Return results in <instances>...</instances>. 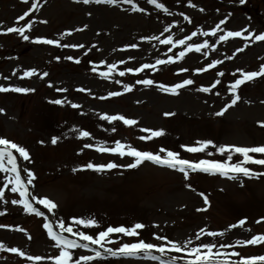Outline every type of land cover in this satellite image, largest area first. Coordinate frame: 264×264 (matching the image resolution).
<instances>
[{"label": "rangeland", "instance_id": "374dc122", "mask_svg": "<svg viewBox=\"0 0 264 264\" xmlns=\"http://www.w3.org/2000/svg\"><path fill=\"white\" fill-rule=\"evenodd\" d=\"M32 2L0 0V33L6 32L8 27L23 26L28 20H35L26 33L32 40L42 37L60 40L61 44L85 45L80 49L56 47L24 41L17 33L0 34V86L30 90L0 92V110H3L0 112V138H7L29 152L30 160L21 158L18 164L21 169L31 170L35 176L29 191L37 198L47 197L58 205L53 214L33 201L53 226L60 220L69 224L73 218H94L98 227L80 228L93 236L108 226L130 227L135 223L146 226L138 230V238L113 234L110 238L115 242L106 245L113 249L123 243L137 242V239L160 244L153 239L154 235L181 244L191 239L193 244L190 247L210 242L217 243L218 247L220 243L235 245L256 235H264V176L249 178L240 175L236 179H228L219 174L196 172L190 173L186 181L183 174L167 167L145 161L136 168H128L126 165L134 162L128 156L121 158L84 148L85 144L113 147L116 141H121L153 153L163 147L179 152L182 158L190 161H223L227 153L220 156L216 147L193 154L181 146H195L197 141H211L216 146L264 145V127L261 126L264 123V76L241 85L237 90L240 99L236 105L222 116L216 115L233 98L227 85L239 78V73L236 76L232 73L237 69L258 71L264 64V42L243 38L219 42L218 37L224 32H218L215 37L198 35L189 43L208 40L214 50L187 53L183 59L159 65L158 71L146 69L139 74L126 71L144 63L155 64L157 59L166 60L183 50L176 47L169 51L170 46L144 39L146 37L165 39L172 35L178 40L198 29L209 31L225 19L227 23L221 27L226 30L248 28L256 34L264 33V0H245L243 4L240 0H191L196 7H189V0H158L168 8V13L156 9L147 0H133L144 12H134L129 4L119 0L116 8L111 9L100 7L105 4L85 5L74 0H40L39 10L17 25V17L23 15ZM184 15L191 18V23L184 20ZM165 28L171 30L164 32ZM68 32L71 35H63ZM62 35L63 39H60ZM246 43L249 46L236 53V49ZM132 44L139 47H127ZM204 52L208 53L207 58ZM234 53L235 57L228 59ZM69 56L81 62L77 64L66 59ZM56 57L60 60L57 61ZM212 60H222L223 63L207 72L195 73L196 69L205 67ZM102 62L117 65L110 79L98 74L107 71ZM93 65L100 66L96 72L92 70ZM29 69H36L38 75L22 79ZM180 69L188 71L180 73ZM119 71H126V75L120 77ZM218 71L225 75L218 77ZM44 72L48 76L42 79ZM138 79H152L155 84H138ZM185 79H192L195 83L179 89L177 95L163 92L156 86H172ZM217 79L222 83L211 92L197 91L199 87H209ZM123 84H129L132 90L125 92ZM114 91L122 94L108 97ZM56 99L64 103L50 102ZM73 103L80 107H71ZM165 113L175 115L166 117ZM103 114L124 115L137 120L138 124L125 126L120 121L109 124L99 118ZM140 128L163 130L165 135L141 141L139 137L147 133L140 132ZM76 129L88 131L90 137L78 139ZM53 137L57 138L55 145L51 142ZM207 152L212 155H207ZM250 155L264 158L259 154ZM241 159L238 154L233 155L234 163ZM89 162L98 165L114 162L122 167L96 172L85 168ZM245 166L253 172H264V166L251 163ZM21 176L26 178L24 172ZM4 179L5 174H0V187H3ZM10 188L11 185L4 189L7 202L0 200V212L5 213L0 215V224L12 226L11 229L0 228V244L4 246L0 250V264H35L7 250L13 247L27 255L44 257L39 264H54L48 258L58 255V249L43 228L44 217L25 213L21 205H13L11 200L19 199V196ZM204 197H207L208 204H205ZM240 220L246 223L240 226ZM258 220L261 223H257ZM234 224L238 226L229 230V226ZM17 226L23 231L13 230ZM202 228L223 232L224 235L212 238L201 234L202 240L197 241L196 233ZM67 237L71 238L68 234ZM97 250L102 256L91 264L158 263L142 256L113 257L103 249ZM233 250L243 257H260L264 256V243L227 249L229 252ZM82 255L94 253L77 249L73 258ZM153 255L159 256V253L153 252ZM173 255L179 254L169 252L164 258L169 259ZM179 263L183 264V260Z\"/></svg>", "mask_w": 264, "mask_h": 264}, {"label": "snow or ice", "instance_id": "6c2138e0", "mask_svg": "<svg viewBox=\"0 0 264 264\" xmlns=\"http://www.w3.org/2000/svg\"><path fill=\"white\" fill-rule=\"evenodd\" d=\"M24 3H28L29 0H22ZM75 3H83L85 5L95 3V4H109V5H116L118 0H74ZM120 3H127L131 6V10L134 12H144L142 7H138L133 0H119ZM245 0H240V3L243 4ZM147 3L154 5L156 9H159L165 13H168V8L158 0H147ZM189 7H196L194 3H191L189 0ZM41 7L40 0H33L31 7L21 16L17 17L16 24L19 25L20 21L27 20L28 17L32 15L33 12L39 10ZM204 11L203 9H200ZM230 15V14H229ZM184 20L191 23V18L187 15H184ZM35 20H28L26 24L23 26H13L8 27L6 32L0 34H10V33H17L24 41H30L36 44H45V45H54L56 47H64V48H73V49H80L84 48L85 45H68V44H61L60 40H53L48 38L38 37L34 40L30 38L28 31L31 30ZM41 23H47V21H40ZM227 23V19L219 21L215 25V27L211 28L209 31H202L196 30L192 31L191 34L185 36L182 39H174L172 35H168L165 39H161L160 36H152L146 37L144 39L147 40H156L162 45H167L169 47V51H172L173 48L182 47L183 50L179 51L178 53H174L172 56H169L168 59H157L155 64L144 63L140 67L135 69H127L126 71L133 74H139L144 72L146 69H151L154 71H158L159 65H166L169 63H173L176 60L183 59L187 53L196 52L201 53L202 50L210 49L214 50L213 46L209 44L208 40H204L202 43H189V41H193L194 37L198 35H202L204 37H215L217 36L218 32H224V35H220L218 37L219 42L226 41L228 38H243L246 41L252 42H264V33L256 34L251 32L248 28L242 29L240 31H231L222 28V25ZM86 27V26H85ZM82 29H77L80 31ZM171 29L165 28L164 32H169ZM183 31V29H181ZM247 33V35H245ZM63 35H71V32L65 33ZM63 35L60 39H63ZM249 45L246 43L244 47L236 49V53L244 51L246 47ZM93 48L96 45H92ZM129 48H138V44H132L127 46ZM91 49H89L90 51ZM87 55V52L84 53ZM205 58H207L208 53H203ZM235 57V53L233 56L228 57V59H233ZM57 61L60 60V57H56ZM68 60H74L75 63L79 64L81 61L74 57H66ZM120 63H125L121 61ZM222 60H212L208 63L205 67L199 68L195 70L196 74H200L203 72H207L210 69H215L219 64H222ZM104 66L107 67V71H101L98 74L104 79H110L111 74L116 70V64H106V62H102ZM99 65H93L92 70L94 72L97 71ZM126 71H119L118 75L123 77L126 75ZM188 69H180L179 72H187ZM239 73V78H236L234 82H231L227 85L229 93L232 95V99L230 103L226 104L219 112L216 113L217 116H222L225 112L228 111L229 108L236 105L238 100L240 99L239 95L237 94V90L243 85L244 83L251 81L259 76H264V64H262L258 71H251L246 72L243 69H237L235 72L232 73L233 76H236ZM179 74V73H178ZM15 75V72H13ZM33 75H38L36 69H29L24 72V77H31ZM225 73L223 71H218L217 76L223 77ZM48 76L47 72H44L41 75V78ZM116 83H120V81H116ZM138 84H142L145 86H152L155 84V81L152 79H138L136 81ZM195 83L192 79H185L180 83H176L172 86H166L164 84L156 85L161 91L170 93L173 95H177L179 89H183L186 86L193 85ZM222 81L217 79L215 80L209 87H199L197 91L203 93H209L212 89H215L217 85L221 84ZM49 87H52L49 84ZM125 92H130L132 87L129 84L122 85ZM28 92L29 89L20 88V87H4L0 86V92ZM60 92H66L67 89H57ZM77 91L85 92L88 91L86 89H77ZM122 93L119 91L110 92L108 97H118ZM218 94V93H217ZM108 97H100V99H106ZM51 103L61 105L64 101L60 99H56L50 101ZM71 107L78 108L80 105L78 104H71ZM3 110H0L2 112ZM175 115L174 113H165V116H172ZM101 120L107 121L109 124L120 121L125 126H135L138 124V121L135 119L126 118L124 115L115 114V115H108L103 114L99 117ZM264 127V123L261 124ZM78 133L77 138H89L90 133L88 131H81V130H74ZM113 132L116 131L115 128L112 129ZM140 132L147 133V135H141L139 139L141 141H149L155 138L162 137L165 135L163 130H153L147 128H140ZM54 145L57 143V138L53 137L51 141ZM184 151L188 153H204L209 147H216L217 153L220 156H225L223 161H216V160H208V159H200L198 161H190L186 158H182L179 152L168 150L166 148L161 147L157 153H153L151 151H143L138 150L134 146L130 144H124L121 141H116L113 147H107L104 145H92V144H85L84 148L94 149L99 153H108L112 155H118L121 158L128 156L132 157L134 162L129 163L126 165L128 168H136L137 166L141 165L143 162L148 161L155 165L161 167H167L171 170L178 171L179 173L183 174L184 179L187 181L190 178V173H207L211 175L219 174L222 177L228 179H236L238 176L243 175L245 177L251 178L252 176H264V172H253L250 168L246 167L245 165L251 163L255 165L264 166V158H256L250 154H259L260 156H264V145L261 146H236V145H226V146H216L213 145L211 141H197L195 146H181ZM18 154V155H17ZM163 154V155H161ZM238 154L242 159L239 162H233V155ZM207 155L211 156V152H207ZM23 159L24 161L30 160V155L27 149L15 142L8 140L7 138H0V174H5V179L3 182V187H0V200H5V192L4 189L11 185L10 191L12 193H18L19 199H12L11 203L13 205H21L24 212L28 214H34L37 217H44L43 228L47 231L48 237L54 242V247L58 249V255L54 257H49L48 259L52 260L54 264H91L92 261L101 258L102 253L97 249H103L104 253H107L113 257L116 256H124V257H137L142 256L145 259H149L152 261H158V264H179L181 260H183V264H264V256L260 257H243L238 251H227V249H235L239 246H247V245H256L258 243H264V235H256L251 239L237 242V244H224L220 243L219 247L217 243L210 242V243H201L194 247H190L193 244L191 239L185 241L183 244L169 240L167 237L154 235L153 239L160 241V244H153L151 242H146L143 239H137V242L132 243H123L119 248L113 249L111 247H107V244L114 243L110 237L113 234H122L127 237H139L141 230L146 226L142 223H135L134 225L128 226H108L106 229L100 230L97 235H89L86 234L84 231H81L80 228H95L98 227V222L94 218L83 219V218H73L71 223L66 224L63 220L57 221L55 224V229L51 221L48 220L47 217L44 216V212L38 210L37 208L33 207L31 201H34L38 205H42L44 209L47 210L48 213H53L54 210L58 207V205L51 201L49 198H37L36 195H33L29 191V187L32 185L35 176L33 172L27 168L21 169L20 165L18 164L19 159ZM118 167H122L114 162H109L107 164H94V163H87L85 168L88 170H93L96 172H102L104 170H111ZM83 170V169H81ZM73 171H77V169H73ZM21 172L26 174V178L22 179ZM187 187H191V185H186ZM203 195V194H201ZM205 204H208L209 201L207 197H204ZM201 209H198L200 211ZM0 215H5L4 212H0ZM246 223L245 220H240L239 225L243 226ZM257 223H261L260 220ZM238 225H230L229 230L232 228L237 227ZM0 228L4 229H11L12 226L10 225H3L0 224ZM58 229V230H57ZM15 231H23L22 228L16 227L13 229ZM65 233L68 236L74 237L69 239L65 236ZM207 237L215 238L217 236H223V232H216L211 230L200 229L199 232L196 233V240H202V235ZM29 239L31 237L29 236ZM4 246L0 244V250H3ZM77 249H84L88 252L94 253V255H82L79 258L74 259V250ZM8 251L25 258L30 262H35V264H39V262L43 261L45 258L41 256H32L27 255L20 249L13 247L7 249ZM153 252L159 253V256L153 255ZM173 252L179 255H173L169 259H165L166 253ZM187 257V259H184ZM232 257H238V259L233 260Z\"/></svg>", "mask_w": 264, "mask_h": 264}, {"label": "bare ground", "instance_id": "6f19581e", "mask_svg": "<svg viewBox=\"0 0 264 264\" xmlns=\"http://www.w3.org/2000/svg\"><path fill=\"white\" fill-rule=\"evenodd\" d=\"M95 6H96V5H95ZM95 6H94V7H95ZM100 7H105V8H108V9L116 8L115 5H109V4H105L104 6H100ZM122 7H124V6H122ZM95 8H97V7H95Z\"/></svg>", "mask_w": 264, "mask_h": 264}]
</instances>
